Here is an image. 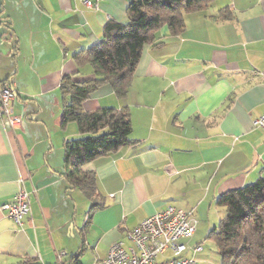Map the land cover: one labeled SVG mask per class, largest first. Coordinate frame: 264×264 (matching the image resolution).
<instances>
[{"label":"crops","instance_id":"1","mask_svg":"<svg viewBox=\"0 0 264 264\" xmlns=\"http://www.w3.org/2000/svg\"><path fill=\"white\" fill-rule=\"evenodd\" d=\"M98 5L0 0V82L12 84L14 115L25 118L16 128L0 122V206L22 184L32 194L21 228L0 212V264H94L168 206L203 217L224 194L264 178V131L254 127L264 116V0H216L188 15L181 35L164 27L144 47L125 99L105 85L84 103L86 113L126 110L132 122L127 145L82 169L95 175L99 208L68 184L65 143L86 136L61 126L62 80L92 81L91 66L78 68L73 56L102 43L108 23L128 20L129 0ZM222 10L231 19H219ZM58 127L63 161L52 164Z\"/></svg>","mask_w":264,"mask_h":264},{"label":"trees","instance_id":"2","mask_svg":"<svg viewBox=\"0 0 264 264\" xmlns=\"http://www.w3.org/2000/svg\"><path fill=\"white\" fill-rule=\"evenodd\" d=\"M215 1L129 0L127 22L108 23L102 43L73 56L78 68L91 66L95 78L79 82L68 76L61 83L64 97L61 126L76 124L80 134L86 136L65 143L66 180L92 201L94 210L99 208L96 178L82 169L127 145L132 122L126 110L86 113L84 103L105 85L113 89L118 99H125L144 47L153 44L164 27L172 36L181 35L186 17L208 10ZM218 18L229 20L231 15L222 10ZM216 205L226 210L212 233L222 264H264V178L224 194Z\"/></svg>","mask_w":264,"mask_h":264},{"label":"built area","instance_id":"3","mask_svg":"<svg viewBox=\"0 0 264 264\" xmlns=\"http://www.w3.org/2000/svg\"><path fill=\"white\" fill-rule=\"evenodd\" d=\"M78 1L89 11L99 10L98 0ZM16 97L12 84L0 82V122L6 120L12 128L22 124L21 118L14 115ZM254 127L264 131V116L254 122ZM31 195L22 184L13 201L0 206V212L21 228L31 215ZM198 226L194 211L168 206L128 231L125 242L113 244L107 256L94 264H197L196 256L203 252V248L183 242L195 235ZM188 253L192 256L189 257Z\"/></svg>","mask_w":264,"mask_h":264},{"label":"rangeland","instance_id":"4","mask_svg":"<svg viewBox=\"0 0 264 264\" xmlns=\"http://www.w3.org/2000/svg\"><path fill=\"white\" fill-rule=\"evenodd\" d=\"M58 97L61 98L60 95H58ZM53 98L54 97L51 96L49 98H37V99H39L41 102L49 100L51 103L53 101ZM31 99L32 100H30L25 104L28 105L29 112H34V110L37 109L36 106L37 103L34 100V98ZM45 115L46 114H41V118H45L47 121L50 120L49 115L46 116ZM22 117L20 118L25 123V118ZM63 136L64 135L62 134V132L58 127L57 131L55 133L52 132L51 134L50 139H52V144L50 143V139H48V144L52 151L51 157L48 158V161L52 164H54V160L58 158L59 161H63V149L61 146L62 144L60 142L61 137L63 138ZM225 214H226V210L224 208L218 207L217 205H213L211 209L205 208L203 210L202 212L203 217H200V215L199 217L197 216V218L199 219V226L197 232L191 239L183 242L191 247L200 245L203 248V252L196 256L197 264H222V258L219 253V249L215 241V238L212 236V233L214 230L218 228ZM210 236L212 237L210 238ZM187 255L189 257L192 256L191 253H188Z\"/></svg>","mask_w":264,"mask_h":264}]
</instances>
